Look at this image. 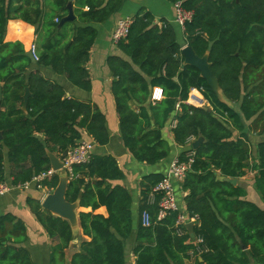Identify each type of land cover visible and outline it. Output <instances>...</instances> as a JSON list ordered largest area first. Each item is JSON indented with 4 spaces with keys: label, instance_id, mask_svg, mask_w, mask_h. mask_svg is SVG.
<instances>
[{
    "label": "trees",
    "instance_id": "trees-1",
    "mask_svg": "<svg viewBox=\"0 0 264 264\" xmlns=\"http://www.w3.org/2000/svg\"><path fill=\"white\" fill-rule=\"evenodd\" d=\"M74 1L76 21L60 27ZM126 0H51L45 12L40 0L0 1V85L3 100L0 109V182L5 176L4 148L13 185L29 183L34 176L51 169L48 152L60 159L84 140V134L98 146L109 143L105 116L97 107L66 97L65 90L42 76L39 68L49 67L66 75L76 87L90 91L87 64L97 31L92 24L108 21ZM181 4L194 17L186 25L185 45L209 62L225 98L240 103L241 113L221 103L199 70L185 66L177 28L168 21L157 22L142 11L134 18L129 35L117 47L130 61L118 56L108 59L115 81L112 86L125 147L143 164L155 165L171 152L162 136L171 118L175 143L186 147L202 136L203 145L194 151V164L182 182L186 193V211L198 217L199 224L185 236H177L174 225L178 213H172L149 228L141 216L148 210L156 223L158 205L148 204L152 189L164 178L152 174L142 180V204L136 229L134 264H249L250 257L264 264V209L245 199L243 189L230 180L245 175L251 158L244 136L233 140L231 127L243 131L245 121L262 110L264 99V0H167ZM22 20L34 27L40 57L34 62L21 43H6L9 20ZM58 19L59 22H55ZM260 82V84H258ZM255 86L247 94L248 89ZM29 88L27 113L22 110L23 95ZM203 88L208 108L188 104L190 92ZM161 89V101H152L153 91ZM261 99V100H260ZM179 107V108H178ZM178 112V113H177ZM177 113V114H176ZM176 115V117H175ZM43 138L41 140L40 138ZM188 152L179 157L186 160ZM255 187L264 201V143L258 145ZM125 175L112 156H93L84 166H75L69 180L67 200L93 211L105 207L108 217L80 213L84 236L71 264H127L125 243L134 235L132 197L127 189L112 183ZM219 177L221 179H219ZM58 175L43 183L55 189ZM48 237L57 240L52 247V264H65V251L74 240L70 224L29 200ZM12 224L7 232L3 227ZM204 239L205 252L194 250L191 236ZM26 227L11 215L0 218V264H35L31 252L22 246ZM244 247H249V255Z\"/></svg>",
    "mask_w": 264,
    "mask_h": 264
},
{
    "label": "crops",
    "instance_id": "crops-1",
    "mask_svg": "<svg viewBox=\"0 0 264 264\" xmlns=\"http://www.w3.org/2000/svg\"><path fill=\"white\" fill-rule=\"evenodd\" d=\"M40 1L43 4L45 12L47 11V13H49L51 11V0ZM13 2L15 5L22 4V0H13ZM73 2L74 1H71L74 10L75 5ZM141 11L143 13H150L158 23L162 20H165L176 26L178 39L183 46L182 49L186 46L185 34H183L181 29L174 23L176 15L174 4L167 0H126L120 11L114 14L108 21L100 24H92V27L97 31V38L93 48L91 49L90 61L86 67L90 76V91H85L76 87L68 80L66 75H59L55 73L52 68H39L43 77L58 84L65 90L67 98L77 99L81 102L89 103L92 106L97 107L106 118L107 130L110 139L109 143L105 146H98L94 143L93 139L88 137L86 134L83 135V141H90L95 144L93 156L100 155L114 157L125 175L122 181H116L112 184L114 186L124 187L129 191L132 197L134 235L125 243L127 264H134L136 260L134 248L137 245L136 229L140 220L139 208L142 204V180L152 174L165 175L168 172L173 160L179 157L183 152H189L190 145L196 141V139H193L186 147H179L175 143L173 129L174 126H176V121L173 117L162 130L163 139L169 143L171 148L170 155L165 160L155 165L140 163L134 158L133 154L125 147L123 143L120 129V120L117 114L116 102L112 91L115 78L108 66V59L112 56H118L126 61H130L129 58L119 50L117 45L112 42V35L121 20L125 18H135ZM75 23L78 28L83 27L81 24H79V22ZM37 38L38 35L36 32V27L18 19H11L8 21L5 33L6 43L19 42L24 46L25 51L29 53L31 46L36 45ZM36 63L37 62H34L35 67L37 66ZM258 84H260V82ZM2 86L3 85H0L1 88ZM254 87L255 86H251L248 89L247 94L250 93ZM260 103L263 105L262 110L259 111V113L251 120L245 121L244 119L245 128L243 131L240 132L236 129H233V127L230 128L233 135V140L236 141L238 138L244 136V140L247 141V145L249 146L251 154V158L248 163L249 166L245 170V175L240 179H237L238 183L236 185H232L235 188L238 187L243 189L246 194L245 199L247 201L253 202L264 209V201L255 187V179L258 175L257 171L255 170V167L258 165V145L260 143H264V99L260 101ZM229 106L235 111L241 113L240 103L229 102ZM203 108H208L209 111H212V108L208 102H206L205 107ZM40 139L43 140L42 137ZM8 153V149L4 148V155L6 158V178L3 182L11 184L13 183V178L10 175ZM51 153L58 156L54 152ZM219 179L221 178L219 177ZM175 190L179 207L181 211L185 212L186 193L182 188V184L175 182ZM51 191L52 189L49 187L44 186L42 189H40L36 185L32 184L28 189H17L5 196H0V218L11 215L16 218L17 221H21L25 225L27 239L23 244L17 246L27 248L31 252L35 264H52V247L55 246L58 241L51 240L48 237L44 228L34 213L31 211L28 202L29 200H32L33 202L40 203L42 206V203L44 202L47 195L51 193ZM83 212L108 217V212L105 207H101L96 211H93L92 208L79 207L77 210L78 230L76 235L74 233V240L72 241L70 247L65 251V264H71L73 256L80 252L81 244L84 241H90V238L84 236L79 222V214ZM3 228L6 229L7 232H10L13 230V225L5 224ZM249 249L250 248L247 247L245 250L248 255ZM187 264L194 263L188 262ZM249 264L258 263L250 257Z\"/></svg>",
    "mask_w": 264,
    "mask_h": 264
},
{
    "label": "built area",
    "instance_id": "built-area-1",
    "mask_svg": "<svg viewBox=\"0 0 264 264\" xmlns=\"http://www.w3.org/2000/svg\"><path fill=\"white\" fill-rule=\"evenodd\" d=\"M36 1V0H33ZM175 20L174 23L181 29V32L185 34L186 25L191 23L194 17L192 11L185 10L182 5H175ZM56 22H59L56 19ZM134 23V18H125L118 23L115 32L112 35V42L118 45L120 42L125 41L129 35L130 28ZM29 54L34 62H39L40 57L37 51V46L32 45ZM203 88H194L190 92L188 104L195 107H205L206 100L203 96ZM163 92L161 89H155L152 100L161 101ZM179 108V107H178ZM175 127V126H174ZM95 144L90 141H82L74 148H71L61 161L64 164V171L68 173L69 180L74 178L75 166L88 165L93 158V151ZM195 161V152L189 151L186 156V160L182 161L180 157L175 158L170 165L168 172L164 175L163 180L155 186L150 192L148 204L153 206L157 204L158 211L156 216V223L153 222L152 216L148 210H145L141 216L142 226L149 228L154 224H157L163 220H166L172 213H178L176 223L174 225L177 236H185L188 234V225L192 224L193 228L199 224V218L191 217L185 210L181 211L175 190V182L182 183L187 177V174L191 170ZM58 174L53 168L46 172H43L24 185L14 186L13 183L0 182V196H5L10 192L17 189H28L30 185L34 184L38 188L42 189L43 183L51 180ZM191 244L194 246V250L190 253L194 257L195 253L201 255L205 252L204 239L201 236H191Z\"/></svg>",
    "mask_w": 264,
    "mask_h": 264
},
{
    "label": "water",
    "instance_id": "water-1",
    "mask_svg": "<svg viewBox=\"0 0 264 264\" xmlns=\"http://www.w3.org/2000/svg\"><path fill=\"white\" fill-rule=\"evenodd\" d=\"M69 13L66 17H64L60 22V27L63 26L67 22H74L76 20V16L73 10V5L70 2L68 5ZM182 56L184 59V65L194 67L200 72V76L203 80H205L209 86V88L216 95L218 100L221 103H224L229 106V101L225 98L223 91L220 87L218 79L212 72L211 63L209 62V52L202 58L198 57L193 49L190 46H185L182 49ZM33 97L29 88L25 89V93L23 95V111L27 112L29 99ZM3 100V90L0 87V109L2 106ZM2 139V133H0V140ZM205 142L204 138L200 136L196 141L192 143V149L194 151H198V149ZM48 157L50 160L51 168L58 172V176L60 177V181L58 186L51 191L49 195L45 198L42 203V208L56 217H59L63 220L69 222L73 233H77L78 230V213L80 205L78 202L71 203L67 200V190L69 184V176L68 173L64 171V164L55 154L48 152ZM230 183L236 185L238 183L237 179L230 180ZM188 229L190 232L193 231V225L189 224ZM247 247H244L246 250Z\"/></svg>",
    "mask_w": 264,
    "mask_h": 264
}]
</instances>
